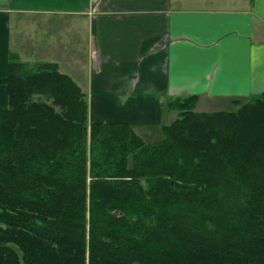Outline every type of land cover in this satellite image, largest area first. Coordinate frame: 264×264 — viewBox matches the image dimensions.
I'll return each mask as SVG.
<instances>
[{"label": "trees", "instance_id": "trees-1", "mask_svg": "<svg viewBox=\"0 0 264 264\" xmlns=\"http://www.w3.org/2000/svg\"><path fill=\"white\" fill-rule=\"evenodd\" d=\"M0 84V264H264V93L236 111L170 100L148 143L91 123L56 63L12 55Z\"/></svg>", "mask_w": 264, "mask_h": 264}, {"label": "crops", "instance_id": "crops-1", "mask_svg": "<svg viewBox=\"0 0 264 264\" xmlns=\"http://www.w3.org/2000/svg\"><path fill=\"white\" fill-rule=\"evenodd\" d=\"M24 35L25 63H56L91 123L125 122L145 141L163 139L170 100L211 112L200 108L264 92V0H0V79Z\"/></svg>", "mask_w": 264, "mask_h": 264}, {"label": "rangeland", "instance_id": "rangeland-1", "mask_svg": "<svg viewBox=\"0 0 264 264\" xmlns=\"http://www.w3.org/2000/svg\"><path fill=\"white\" fill-rule=\"evenodd\" d=\"M24 42V43H23ZM20 44V46H19ZM13 47V51H17V49L19 47H21V49H19V51H22V53L20 52V56L22 57V59L19 57L18 54H15V53H12V55H15L18 57L19 61L26 64L25 63V35L22 37L21 39V43L18 42V43H15L12 45ZM11 55V56H12ZM29 68H32L34 66H30L28 64H26ZM37 65V64H36ZM264 93V92H263ZM261 93V94H263ZM261 94L259 95H255V96H251V97H245V98H235V99H231L229 100V102H220L210 108L204 106L203 108H200V109H203L204 111H211V112H215V111H236L237 109H239L241 107V105H243L244 103H247L249 101H253L255 99H258L260 98ZM190 97V96H189ZM186 98V97H185ZM8 99H9V96H8ZM42 100H46L45 98L41 97ZM176 99H182V98H175L173 100H176ZM199 101V100H198ZM198 101H197V106H198ZM170 102V101H169ZM9 104V103H8ZM8 106V105H7ZM196 106V111L197 112H201L200 110H198ZM2 107V106H0ZM6 107V106H4ZM169 109V108H168ZM169 111L172 112V118H173V121L178 117V112L177 111H172L169 109ZM171 118V119H172ZM162 132H163V129H162ZM163 137H164V134H163ZM146 141L148 142H156L158 141V139H154L153 137H147L146 138Z\"/></svg>", "mask_w": 264, "mask_h": 264}]
</instances>
